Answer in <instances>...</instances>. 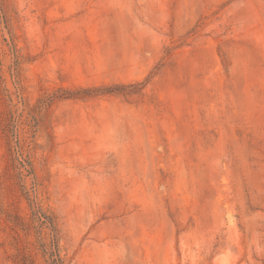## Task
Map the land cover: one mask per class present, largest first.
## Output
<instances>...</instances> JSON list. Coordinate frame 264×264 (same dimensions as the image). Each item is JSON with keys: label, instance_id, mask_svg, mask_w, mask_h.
Segmentation results:
<instances>
[{"label": "rangeland", "instance_id": "374dc122", "mask_svg": "<svg viewBox=\"0 0 264 264\" xmlns=\"http://www.w3.org/2000/svg\"><path fill=\"white\" fill-rule=\"evenodd\" d=\"M264 264V0H0V264Z\"/></svg>", "mask_w": 264, "mask_h": 264}, {"label": "trees", "instance_id": "16d2710c", "mask_svg": "<svg viewBox=\"0 0 264 264\" xmlns=\"http://www.w3.org/2000/svg\"><path fill=\"white\" fill-rule=\"evenodd\" d=\"M57 258H52V263L51 264H56Z\"/></svg>", "mask_w": 264, "mask_h": 264}]
</instances>
